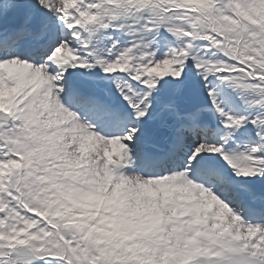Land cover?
<instances>
[{"label":"snow or ice","instance_id":"obj_1","mask_svg":"<svg viewBox=\"0 0 264 264\" xmlns=\"http://www.w3.org/2000/svg\"><path fill=\"white\" fill-rule=\"evenodd\" d=\"M0 264H264V0H0Z\"/></svg>","mask_w":264,"mask_h":264}]
</instances>
